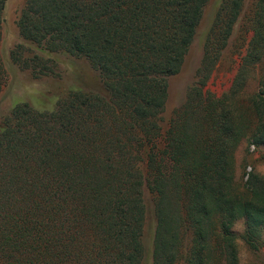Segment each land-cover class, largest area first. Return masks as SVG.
Wrapping results in <instances>:
<instances>
[{"label": "trees", "instance_id": "16d2710c", "mask_svg": "<svg viewBox=\"0 0 264 264\" xmlns=\"http://www.w3.org/2000/svg\"><path fill=\"white\" fill-rule=\"evenodd\" d=\"M209 1L26 0L17 23L24 43L86 59L105 95L73 92L51 112L18 105L5 120L0 264H141L145 192L155 218L151 264H239V220L244 242L260 249L264 177L252 171L238 186L235 153L244 139L264 147V79L259 94L241 97L264 49V0L232 86L217 98L205 87L242 6L221 0L196 80L163 128L168 79ZM20 58L10 53L22 70H50L36 55ZM4 80L0 58V90Z\"/></svg>", "mask_w": 264, "mask_h": 264}, {"label": "rangeland", "instance_id": "374dc122", "mask_svg": "<svg viewBox=\"0 0 264 264\" xmlns=\"http://www.w3.org/2000/svg\"><path fill=\"white\" fill-rule=\"evenodd\" d=\"M25 2L26 0H8L4 11V24L0 30V58L5 71V80L0 90V131L5 120L18 105L26 104L38 112H51L59 101L73 92L105 95L99 74L86 59L74 58L63 52L40 53L33 46L24 43L18 33L17 23ZM220 2L221 0H210L206 5L181 71L168 79V96L162 114L164 129L172 114L183 104L186 92L196 80V72L203 57L204 41ZM258 4L259 0H242L228 46L205 87V91L214 97H222L232 86L242 58L247 53L248 44L255 36L254 23L259 13ZM259 33L262 35V31ZM12 51L19 52L20 62L35 55L45 62L48 61L46 63L50 70L42 75L39 71L41 68L36 63H31L32 67L37 66L36 72L32 69L22 70L10 60ZM263 79L264 49L259 61L249 69L241 97L248 99L255 93L259 94L260 81ZM252 171L264 177V147L256 148L244 139L235 153L236 184L241 187ZM144 201L147 214L142 235L144 255L141 264H151L155 218L152 200L147 192L144 194ZM232 231L236 236L238 263L264 264V230L260 233L261 246L257 251L251 250L242 238L245 232L243 221H237L232 226Z\"/></svg>", "mask_w": 264, "mask_h": 264}]
</instances>
